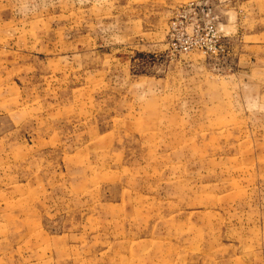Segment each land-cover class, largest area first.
Returning <instances> with one entry per match:
<instances>
[{"label":"rangeland","instance_id":"rangeland-1","mask_svg":"<svg viewBox=\"0 0 264 264\" xmlns=\"http://www.w3.org/2000/svg\"><path fill=\"white\" fill-rule=\"evenodd\" d=\"M0 32V264H264V0H0Z\"/></svg>","mask_w":264,"mask_h":264},{"label":"crops","instance_id":"crops-1","mask_svg":"<svg viewBox=\"0 0 264 264\" xmlns=\"http://www.w3.org/2000/svg\"><path fill=\"white\" fill-rule=\"evenodd\" d=\"M4 38V33L0 32V41H5ZM0 55H3L2 57H8V52L4 51V47L1 48ZM2 57H0V63H3Z\"/></svg>","mask_w":264,"mask_h":264},{"label":"built area","instance_id":"built-area-1","mask_svg":"<svg viewBox=\"0 0 264 264\" xmlns=\"http://www.w3.org/2000/svg\"><path fill=\"white\" fill-rule=\"evenodd\" d=\"M209 16V13H207V17ZM213 20V19H211ZM197 29H200V27H197ZM199 30H197L196 32L198 33Z\"/></svg>","mask_w":264,"mask_h":264}]
</instances>
